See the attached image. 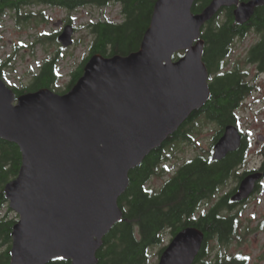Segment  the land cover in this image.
Listing matches in <instances>:
<instances>
[{"label": "water", "instance_id": "obj_1", "mask_svg": "<svg viewBox=\"0 0 264 264\" xmlns=\"http://www.w3.org/2000/svg\"><path fill=\"white\" fill-rule=\"evenodd\" d=\"M4 1V0H0ZM158 0L140 50L128 56L94 55L68 93L49 89L16 97L0 78V139L16 144L22 167L5 187L18 215L10 264H97L104 239L122 219L120 197L132 170L174 135L211 98L202 30L226 8L245 24L264 0ZM63 21L58 42L74 45L75 27ZM184 56L173 60L177 53ZM242 135L229 125L213 160L239 150ZM260 177L247 176L232 200L250 197ZM204 233L187 227L164 248L158 264H194Z\"/></svg>", "mask_w": 264, "mask_h": 264}, {"label": "trees", "instance_id": "obj_2", "mask_svg": "<svg viewBox=\"0 0 264 264\" xmlns=\"http://www.w3.org/2000/svg\"><path fill=\"white\" fill-rule=\"evenodd\" d=\"M158 0H4L0 2V30L2 19L12 13L17 25H37L50 22L51 18L44 11H25L30 8L48 7L60 8L67 12H75L86 7L106 8L111 4L121 7V22L111 21L91 22L88 25L93 38L90 54L72 72L68 85L59 86L61 77L58 55L47 58L40 64L28 85L21 88L10 85L6 79L5 69L10 61L0 62V78L6 82L18 98L27 93L49 89L64 95L71 91L84 74L85 65L94 55L104 57L128 56L140 50L142 41L148 30ZM249 2L250 0H240ZM212 0H197L193 11L201 13ZM235 7L223 9L212 22L206 23L202 30L204 40L203 60L210 74L209 88L211 98L203 109L194 112L183 123L180 129L158 149L151 152L143 163L131 171L130 184L127 191L119 199V207L123 211L122 219L113 227L104 239V245L97 251V264H151L150 249L163 244V235L170 232L177 235L187 227H195L205 235L201 252L194 264H249V258L242 254L225 255L220 251L221 246L229 245L239 231V215L223 214V210H233L235 205L229 198L222 199L217 205L202 211V205L212 199L226 184L229 178L235 177L232 169L243 163L248 150V140L243 137L242 144L236 152L230 153L221 161L212 158V149L207 155H200L189 160L173 173L170 180L161 188L151 185L152 178L158 174L159 165L167 156L175 151L177 144L188 142L191 127L201 116L207 123L220 126V131L214 137L215 142L222 136L229 125L240 127L239 110L245 106L252 86L249 85L248 72L238 66L228 67V59L232 56L235 41L244 39L255 31L259 41L254 45L247 57L248 63H257L258 70L264 71V6L255 8L249 22L239 24L234 15ZM73 21V19H72ZM71 24V22L69 21ZM1 38V34H0ZM57 40V33L40 34L36 44L44 45L50 40ZM21 44V48L25 45ZM32 45V47H34ZM63 50L60 49V54ZM184 52L177 53L175 62L184 56ZM171 156V155H170ZM22 167V155L19 147L11 142L0 139V211L8 201L5 187L15 180ZM166 170V169H165ZM163 170V172H165ZM158 171V172H157ZM167 171V170H166ZM242 178V177H241ZM233 206V207H232ZM17 217L11 220L0 219V247L9 244L0 254V264H10L12 248V229ZM216 242L217 250L209 247L210 242ZM161 248L160 257L165 250ZM49 264H71L62 258Z\"/></svg>", "mask_w": 264, "mask_h": 264}, {"label": "rangeland", "instance_id": "obj_3", "mask_svg": "<svg viewBox=\"0 0 264 264\" xmlns=\"http://www.w3.org/2000/svg\"><path fill=\"white\" fill-rule=\"evenodd\" d=\"M44 11L50 22L38 24L31 22L17 25L14 15L8 13L2 19V28L0 30V62L10 61L11 64L5 68L6 79L9 84L19 88L28 85L33 79V74L38 70L41 63L47 58L60 56V74L61 79L59 86L65 88L70 79L72 72L79 68L84 60L89 56L91 43L93 40L88 28L89 23L97 22L98 20H110L115 23L121 22L120 7L111 5L105 9L96 7H86L75 12H67L60 8L38 7L30 8L27 11ZM73 19V21H72ZM71 22V25L77 29L75 31V43L68 49H63L57 40L52 39L44 45L36 44L37 37L40 34L53 35L61 32L62 28H56L55 24L58 21ZM259 41V35L253 31L244 39L235 41L232 56L228 59V67H240L248 72V83L252 86L251 95L246 100V105L239 111L242 114L240 125L245 131H250L247 135L249 148L247 152V163L249 168H254L260 163L257 156L259 146L257 133L264 132V71L258 70L257 63H248L247 57L254 45ZM25 46L21 48V44ZM32 47V45H34ZM60 49L63 51L60 52ZM203 118L193 123L192 127H188L190 136L189 142L177 144L175 151L167 156V167L170 172H167L163 167L159 170L152 181L151 185L155 188H160L164 182L175 173L178 168L186 161L192 160L200 155H207L215 143L214 137L220 131L218 124L205 123ZM202 124H205L202 126ZM255 134V135H254ZM165 170V172H163ZM235 178L228 179L226 184L221 188L219 195L213 200L207 201L202 205L201 210L207 211L210 209L219 196L229 193L236 188L238 184ZM256 192L240 207L235 208L233 214L239 215V231L236 237L229 245L221 246L220 251L225 255L233 256L237 254L245 255L249 258V264H264V182ZM8 210V209H7ZM6 210H4L5 212ZM223 214H230V211H222ZM17 217L15 212H11L8 218ZM163 244L150 249L151 264H158L159 252L161 248L169 245L172 236L170 232H165ZM216 242L211 241L210 246L213 251L217 250ZM5 247H0V254L6 250Z\"/></svg>", "mask_w": 264, "mask_h": 264}, {"label": "flooded vegetation", "instance_id": "obj_4", "mask_svg": "<svg viewBox=\"0 0 264 264\" xmlns=\"http://www.w3.org/2000/svg\"><path fill=\"white\" fill-rule=\"evenodd\" d=\"M204 118V116H202ZM200 117V119L202 118ZM207 124V123H206ZM209 124H212V123H209ZM205 125V124H202V126ZM193 126V125H192ZM191 126V127H192ZM251 132L250 131H245L244 129H241V135H243V137H246L247 138V135H253V134H250ZM255 135V134H254ZM257 139H258V142H255L256 143V146H259V149L257 150V156L259 158V164L254 168H249L248 167V163L247 161L245 160L243 163H240V164H237L236 166L233 167L232 171L233 172H236V175H237V180H240L239 182H241V180L247 176V175H250V174H256L257 176L260 177V180L259 182H257V186H256V189H255V192L256 193L259 188L261 187V185L263 184L262 182H264V132H261V133H257ZM248 140V139H247ZM249 142V141H248ZM249 145V144H248ZM167 160H163L160 165H159V168L162 167L163 165L167 164ZM165 169L167 170V172H170V170L165 167ZM173 175V174H172ZM172 175L167 179V180H170ZM242 177V178H241ZM232 178V177H231ZM165 184V183H164ZM163 184V185H164ZM162 185V186H163ZM238 192V190L236 188H234L233 190H231L229 193L227 194H224L220 197H222L223 199L224 198H229V200L232 202V197L233 195H235L236 193ZM234 203V202H232ZM246 203V201L244 202H240L239 204H235L233 205L235 208L237 207H240L242 205H244ZM232 206V207H233ZM8 209V210H7ZM4 210H6L4 212ZM233 210H235L233 208ZM11 212L9 211V208H3L1 211H0V219H4L6 221L8 220H11L9 217V214ZM9 244H5L6 248H9L8 247Z\"/></svg>", "mask_w": 264, "mask_h": 264}]
</instances>
